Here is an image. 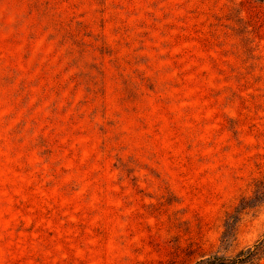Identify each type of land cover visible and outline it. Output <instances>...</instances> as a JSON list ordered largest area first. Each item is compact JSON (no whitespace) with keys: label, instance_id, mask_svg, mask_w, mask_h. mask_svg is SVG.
I'll return each instance as SVG.
<instances>
[{"label":"rangeland","instance_id":"1","mask_svg":"<svg viewBox=\"0 0 264 264\" xmlns=\"http://www.w3.org/2000/svg\"><path fill=\"white\" fill-rule=\"evenodd\" d=\"M263 236L264 0H0V264Z\"/></svg>","mask_w":264,"mask_h":264},{"label":"trees","instance_id":"2","mask_svg":"<svg viewBox=\"0 0 264 264\" xmlns=\"http://www.w3.org/2000/svg\"><path fill=\"white\" fill-rule=\"evenodd\" d=\"M226 235V233H225ZM264 256V236L253 245L231 254H212L202 257L193 264H256Z\"/></svg>","mask_w":264,"mask_h":264}]
</instances>
